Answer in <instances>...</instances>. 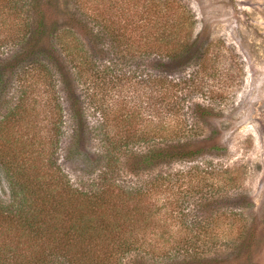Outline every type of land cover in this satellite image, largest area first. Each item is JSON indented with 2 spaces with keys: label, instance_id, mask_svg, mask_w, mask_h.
<instances>
[{
  "label": "trees",
  "instance_id": "obj_1",
  "mask_svg": "<svg viewBox=\"0 0 264 264\" xmlns=\"http://www.w3.org/2000/svg\"><path fill=\"white\" fill-rule=\"evenodd\" d=\"M72 1L0 0V101L8 102V90L20 91L0 120V164L8 190L0 195V264H48L52 257L67 264H124L130 253L131 264H258L264 220L248 219L233 209L235 202L238 209L249 205L243 194L198 199L197 216L179 211L171 193L164 202L171 208L163 217L157 198L160 191H173L178 172H158L137 181L121 177V170L137 176L178 161H194L207 151L225 150L214 132L202 137L190 132L191 125H208V119L215 118L212 108L193 99L184 105L193 92L203 90L205 45L196 39L174 42L168 33L156 36L149 23L140 34L125 24L111 27L106 16L97 21L111 40L110 48H104L100 32L82 24L83 33H76L53 19L50 11L56 6L55 12L66 18ZM74 1L78 6L83 3ZM156 17L162 18V12ZM136 74L146 107L153 108L160 121L184 120L188 131L181 124L171 139L141 150H133L125 138L115 135L111 119L119 107L110 106L107 92ZM55 86L60 87L61 104L55 103ZM63 101L71 129L61 146L62 157L75 164L80 178L89 179L92 187L86 189L76 187L55 158L36 163V137L43 135L35 124L31 136L10 135L14 125L29 123L42 102L51 111L58 105L62 136ZM92 111L98 121H89ZM49 149L47 154L53 153ZM226 224L230 230L223 228ZM225 231L230 233L218 245V236ZM23 241L31 248L26 259Z\"/></svg>",
  "mask_w": 264,
  "mask_h": 264
},
{
  "label": "rangeland",
  "instance_id": "obj_2",
  "mask_svg": "<svg viewBox=\"0 0 264 264\" xmlns=\"http://www.w3.org/2000/svg\"><path fill=\"white\" fill-rule=\"evenodd\" d=\"M81 6L73 0L70 2L66 18L55 12L53 19L58 20L61 27H69L76 33H83L84 26L93 32H100L102 37L100 45L110 48V37L98 23L106 19L108 25L116 23L128 29L136 28L140 34L148 23L152 25L154 35L171 34L172 41H188L196 39L206 47V71L203 81V90L193 92L187 100L193 99L205 106L212 108L215 118L208 119V125L193 124L194 137H202L214 132L218 144L225 147L220 153L207 151L198 155L194 161H178L170 166H161L151 172L129 174L121 170V177L146 180L158 172H178L174 175L173 191L159 192L157 204L158 213L163 217L168 216L171 206L164 204L166 195H174L179 204V211L196 212L198 199L214 198L223 193L243 194L246 208L238 209L233 204V209L240 210L246 218L255 216L257 221L264 220V0H82ZM169 1V4H164ZM61 4V0H59ZM58 5V4H57ZM42 6L38 10L42 11ZM54 11V12H53ZM162 12V18H157V12ZM43 12V11H42ZM151 13V14H149ZM57 14L59 18H57ZM151 18L152 24L146 16ZM179 15V16H178ZM182 15L187 16L183 20ZM179 17L177 20H175ZM98 21V22H97ZM103 31V32H102ZM152 31V30H151ZM154 36V37H156ZM139 37V36H138ZM153 37V38H154ZM155 39V38H154ZM154 39H151L154 41ZM99 45V46H100ZM111 57V55H109ZM192 65L186 69L191 71ZM179 73V72H177ZM167 75V74H166ZM131 77L122 81L124 85H111L107 92V101L115 109L112 114L111 126L116 136L125 138L133 150H141L158 141L169 140L185 127V121L170 118L160 121L153 108H147L142 95L139 82L140 77ZM174 77H177L174 74ZM122 83V84H123ZM8 102L0 101V120L8 110L13 107L19 90H8ZM55 103L61 104L60 87H54ZM65 109V123L61 136V111L58 105L53 111L41 102L37 112L30 114L28 120L19 127L11 128L13 138L33 135L32 127L38 130L43 137H36L34 153L36 163L42 164L44 159L53 157L65 169L73 184L82 189L92 187L89 179L78 176L74 163L63 159L61 146L67 142L71 129V121ZM92 111L89 121L99 120L98 115ZM186 117V115H185ZM188 124L191 122L187 116ZM55 124V125H54ZM95 124V123H94ZM188 127L186 126L184 131ZM54 134V143L48 144V138ZM35 140V138H34ZM92 141V140H91ZM94 142V141H93ZM53 148V153H48ZM64 148V147H63ZM74 167L76 168H73ZM3 165L0 164V195L2 190L7 195V182ZM226 171H229L227 173ZM228 174V175H227ZM228 179V180H227ZM227 180V181H226ZM3 195V193H2ZM2 200L8 201L7 196ZM4 202V201H3ZM216 211L213 215H217ZM197 216H200L196 212ZM179 216V214H178ZM205 216V215H204ZM210 216V215H209ZM238 218L239 215H235ZM207 217V216H206ZM234 218V216H233ZM231 221V218H230ZM227 222V221H226ZM228 229L227 224L222 225ZM230 230V229H228ZM219 234L218 245L230 233ZM169 235V234H168ZM151 237V234L148 235ZM167 236V235H165ZM3 240V238H0ZM27 239V237H26ZM24 242V241H23ZM24 258L30 256L31 248L24 242L22 249ZM133 253L123 259L124 264H131ZM258 264H264V249L255 259ZM48 264H67L61 258L52 257Z\"/></svg>",
  "mask_w": 264,
  "mask_h": 264
}]
</instances>
